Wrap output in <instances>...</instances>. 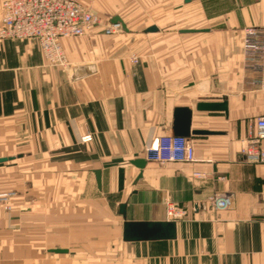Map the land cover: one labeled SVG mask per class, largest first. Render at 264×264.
Listing matches in <instances>:
<instances>
[{
	"label": "crops",
	"instance_id": "obj_1",
	"mask_svg": "<svg viewBox=\"0 0 264 264\" xmlns=\"http://www.w3.org/2000/svg\"><path fill=\"white\" fill-rule=\"evenodd\" d=\"M101 3L128 32L63 40L67 67L0 39V194L16 193L0 206V264H264V163L242 154L264 116V63H246L242 35L264 31V0ZM179 109L212 135L186 138L191 164L149 162ZM224 194L233 208L214 209ZM166 201L187 214L175 240L123 241L120 204L131 222H165Z\"/></svg>",
	"mask_w": 264,
	"mask_h": 264
},
{
	"label": "built area",
	"instance_id": "obj_2",
	"mask_svg": "<svg viewBox=\"0 0 264 264\" xmlns=\"http://www.w3.org/2000/svg\"><path fill=\"white\" fill-rule=\"evenodd\" d=\"M0 39L34 41L41 48L49 66L67 67L68 59L62 41L84 38L97 30L106 36L122 31L120 25L102 24L100 18L85 9L78 0H1ZM243 55L247 64L264 63V31L249 27L243 30ZM137 62V58L133 59ZM90 138H85L88 141ZM264 116L255 120L245 141L242 154L253 163H264ZM195 148L186 138L167 136L157 139L147 150V160L157 164L195 162ZM14 192L0 194V206L12 210ZM208 202L216 210L233 208L231 194L215 195ZM169 221L186 218V211L170 201L165 202Z\"/></svg>",
	"mask_w": 264,
	"mask_h": 264
},
{
	"label": "water",
	"instance_id": "obj_3",
	"mask_svg": "<svg viewBox=\"0 0 264 264\" xmlns=\"http://www.w3.org/2000/svg\"><path fill=\"white\" fill-rule=\"evenodd\" d=\"M189 2L190 0H185ZM112 25H120L122 30L128 32L126 25L119 17H114L111 21ZM157 28L153 27L148 30L149 33L157 32ZM198 111H209V112H227V103L224 101L220 104H206L201 103L197 107ZM186 110H177L176 111V121H175V137L180 138H190L191 135H212L210 132L206 131H190V121L191 113ZM184 112L187 116H181ZM7 161V160H2ZM133 165L136 166L141 174L138 178V181L142 179V173L147 165V161L136 160L133 162ZM98 186H101V174L100 172H95ZM117 214L123 220L122 226V239L125 243L134 244L139 242H152V241H172L177 238V222L175 221H165V222H131L127 218V204H120L117 208ZM56 254L65 253L62 250H54Z\"/></svg>",
	"mask_w": 264,
	"mask_h": 264
},
{
	"label": "rangeland",
	"instance_id": "obj_4",
	"mask_svg": "<svg viewBox=\"0 0 264 264\" xmlns=\"http://www.w3.org/2000/svg\"><path fill=\"white\" fill-rule=\"evenodd\" d=\"M81 6H83L85 9L89 10L93 14L97 15L100 20L102 21V24H107L106 21L108 20L109 16L107 13H104L102 8L101 0H78Z\"/></svg>",
	"mask_w": 264,
	"mask_h": 264
}]
</instances>
